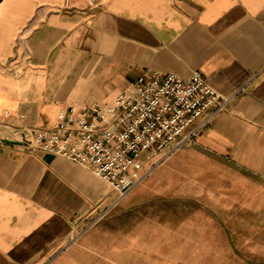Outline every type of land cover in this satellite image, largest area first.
<instances>
[{
  "label": "crops",
  "instance_id": "0c3cea01",
  "mask_svg": "<svg viewBox=\"0 0 264 264\" xmlns=\"http://www.w3.org/2000/svg\"><path fill=\"white\" fill-rule=\"evenodd\" d=\"M152 69L198 71L230 97L171 167L201 166L219 182L218 210L264 238V0H0V264H91L115 251L98 258L96 239L131 238L105 216L131 190L115 201L88 168L23 133Z\"/></svg>",
  "mask_w": 264,
  "mask_h": 264
},
{
  "label": "built area",
  "instance_id": "2783aa9c",
  "mask_svg": "<svg viewBox=\"0 0 264 264\" xmlns=\"http://www.w3.org/2000/svg\"><path fill=\"white\" fill-rule=\"evenodd\" d=\"M229 100L198 71L183 78L146 70L112 99L69 105L57 112L51 127L32 126L23 138L30 146L88 168L116 192L118 201L157 164L193 145Z\"/></svg>",
  "mask_w": 264,
  "mask_h": 264
},
{
  "label": "rangeland",
  "instance_id": "374dc122",
  "mask_svg": "<svg viewBox=\"0 0 264 264\" xmlns=\"http://www.w3.org/2000/svg\"><path fill=\"white\" fill-rule=\"evenodd\" d=\"M182 150L152 169L105 214L116 228H128L131 238L96 239L98 258L115 251L111 259L93 258L89 263L264 264V257L252 251L264 246V238H250L249 228L241 232L230 221L229 212L218 210L223 200L218 180L205 175L201 166L187 169L185 158L177 163L179 169L171 167Z\"/></svg>",
  "mask_w": 264,
  "mask_h": 264
},
{
  "label": "water",
  "instance_id": "95a60500",
  "mask_svg": "<svg viewBox=\"0 0 264 264\" xmlns=\"http://www.w3.org/2000/svg\"><path fill=\"white\" fill-rule=\"evenodd\" d=\"M5 141H7V140H5Z\"/></svg>",
  "mask_w": 264,
  "mask_h": 264
}]
</instances>
